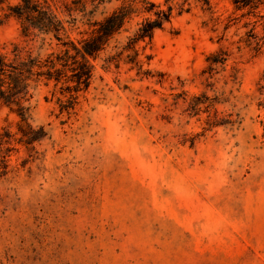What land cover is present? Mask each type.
<instances>
[{
    "label": "rangeland",
    "instance_id": "374dc122",
    "mask_svg": "<svg viewBox=\"0 0 264 264\" xmlns=\"http://www.w3.org/2000/svg\"><path fill=\"white\" fill-rule=\"evenodd\" d=\"M211 3L156 31L154 76L99 60L71 115L39 85L47 136L13 141L0 264H264V4ZM18 36L0 24L1 42ZM18 120L0 101V129Z\"/></svg>",
    "mask_w": 264,
    "mask_h": 264
},
{
    "label": "trees",
    "instance_id": "16d2710c",
    "mask_svg": "<svg viewBox=\"0 0 264 264\" xmlns=\"http://www.w3.org/2000/svg\"><path fill=\"white\" fill-rule=\"evenodd\" d=\"M195 3L212 11L211 0H0V24L9 19L19 24L17 39L0 41V101L19 117L15 133L0 129V177L10 172L14 140L35 149L47 136L45 126L34 125L31 117L41 83L60 88V111L71 115L99 60L106 69L123 62L138 74L154 76L144 68L151 59L146 44ZM261 3L233 0L237 10H255ZM227 56L222 49L211 53L210 68L224 64Z\"/></svg>",
    "mask_w": 264,
    "mask_h": 264
}]
</instances>
